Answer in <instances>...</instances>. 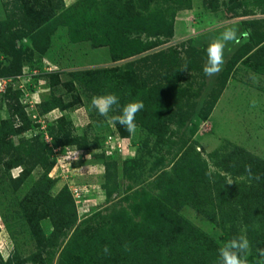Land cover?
I'll return each instance as SVG.
<instances>
[{"label": "rangeland", "instance_id": "rangeland-1", "mask_svg": "<svg viewBox=\"0 0 264 264\" xmlns=\"http://www.w3.org/2000/svg\"><path fill=\"white\" fill-rule=\"evenodd\" d=\"M242 235L264 264V0H0V264H220Z\"/></svg>", "mask_w": 264, "mask_h": 264}, {"label": "clouds", "instance_id": "clouds-1", "mask_svg": "<svg viewBox=\"0 0 264 264\" xmlns=\"http://www.w3.org/2000/svg\"><path fill=\"white\" fill-rule=\"evenodd\" d=\"M232 42H238L237 29L228 27L225 28L216 39L209 43L206 49L207 62L203 66V72L206 76L212 77L222 71V67L225 63L227 46ZM91 105L100 115L106 117L110 123H118L129 133H134L136 131V114L144 108L143 101L133 100L126 103L122 109H120L119 115L114 117L110 116L114 106L120 105V99L114 93L93 97ZM252 106H256L255 101H252ZM228 183L230 184L232 181ZM249 248V241L243 235L227 241L223 247L219 249L220 264H247L246 257ZM105 251H107V246H105Z\"/></svg>", "mask_w": 264, "mask_h": 264}, {"label": "trees", "instance_id": "trees-1", "mask_svg": "<svg viewBox=\"0 0 264 264\" xmlns=\"http://www.w3.org/2000/svg\"><path fill=\"white\" fill-rule=\"evenodd\" d=\"M15 66H10L8 69H9V72L7 73V75H14V74H17L19 71L18 69L19 68H14ZM106 93V91L104 92Z\"/></svg>", "mask_w": 264, "mask_h": 264}]
</instances>
